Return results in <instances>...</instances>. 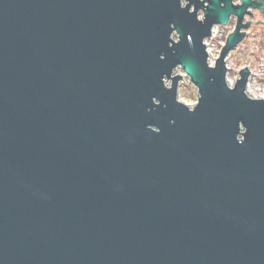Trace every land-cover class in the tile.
<instances>
[{
	"label": "water",
	"instance_id": "1",
	"mask_svg": "<svg viewBox=\"0 0 264 264\" xmlns=\"http://www.w3.org/2000/svg\"><path fill=\"white\" fill-rule=\"evenodd\" d=\"M253 9L0 0V264H264V97L226 76Z\"/></svg>",
	"mask_w": 264,
	"mask_h": 264
},
{
	"label": "rangeland",
	"instance_id": "2",
	"mask_svg": "<svg viewBox=\"0 0 264 264\" xmlns=\"http://www.w3.org/2000/svg\"><path fill=\"white\" fill-rule=\"evenodd\" d=\"M252 12L251 15H246V19L251 21L246 29V35L227 53L226 76L231 82L238 75L239 68L248 66L250 75L247 81V91L248 94L257 96L264 93V17L256 9ZM234 22L235 18L231 17L225 25H215L214 34L206 39L207 48L214 57L218 54L226 34L233 28ZM176 72L182 74L178 86V97L187 103H193L196 98L195 88L188 82L183 70L178 67Z\"/></svg>",
	"mask_w": 264,
	"mask_h": 264
},
{
	"label": "built area",
	"instance_id": "3",
	"mask_svg": "<svg viewBox=\"0 0 264 264\" xmlns=\"http://www.w3.org/2000/svg\"><path fill=\"white\" fill-rule=\"evenodd\" d=\"M213 32H214V29H213ZM213 34H214V33H213ZM213 34H212V35H213ZM205 41H206V39H205ZM206 49H207V51H208V53H209V62H212L214 56H213V54H211L210 50H209L207 47H206ZM257 96H263V97H264V93L259 94V95H257Z\"/></svg>",
	"mask_w": 264,
	"mask_h": 264
}]
</instances>
